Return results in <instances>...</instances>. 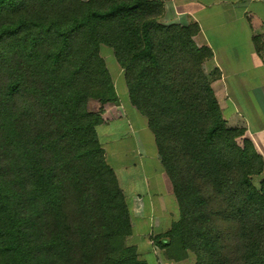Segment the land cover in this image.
Here are the masks:
<instances>
[{
    "label": "trees",
    "instance_id": "trees-1",
    "mask_svg": "<svg viewBox=\"0 0 264 264\" xmlns=\"http://www.w3.org/2000/svg\"><path fill=\"white\" fill-rule=\"evenodd\" d=\"M162 12V0H0V264H148L87 110L116 102L101 45L178 207L153 245L174 262L264 264V159L226 124L197 27Z\"/></svg>",
    "mask_w": 264,
    "mask_h": 264
},
{
    "label": "crops",
    "instance_id": "crops-1",
    "mask_svg": "<svg viewBox=\"0 0 264 264\" xmlns=\"http://www.w3.org/2000/svg\"><path fill=\"white\" fill-rule=\"evenodd\" d=\"M162 2V23L197 27L192 40L212 52L204 69L215 73L210 85L226 124L243 129L264 159V50L258 49L264 45V0ZM117 67L112 73L107 68L116 102L101 104L90 98L87 110L100 116L98 140L130 212L132 235L127 242L148 264L162 256L165 264H185L188 259H166L152 243L153 236L164 234L176 221L178 207L147 120L130 104Z\"/></svg>",
    "mask_w": 264,
    "mask_h": 264
},
{
    "label": "rangeland",
    "instance_id": "rangeland-1",
    "mask_svg": "<svg viewBox=\"0 0 264 264\" xmlns=\"http://www.w3.org/2000/svg\"><path fill=\"white\" fill-rule=\"evenodd\" d=\"M100 55L104 59L105 64L111 73H112L114 67L118 68L117 64L114 61L113 53H112L110 48L101 45L100 46ZM157 256H158V253H157ZM189 257L190 258H188V261H185V264H194L193 255L189 254ZM162 258H163V256H162ZM162 258H160V259H159V257L156 258V260L154 261V264H165L163 261L164 258L163 259Z\"/></svg>",
    "mask_w": 264,
    "mask_h": 264
}]
</instances>
